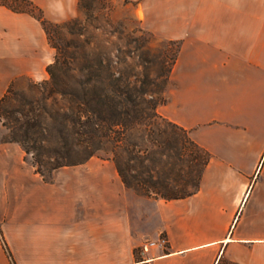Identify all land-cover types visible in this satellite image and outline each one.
Here are the masks:
<instances>
[{
	"label": "crops",
	"instance_id": "0c3cea01",
	"mask_svg": "<svg viewBox=\"0 0 264 264\" xmlns=\"http://www.w3.org/2000/svg\"><path fill=\"white\" fill-rule=\"evenodd\" d=\"M33 1L51 22L79 13V0ZM166 36L181 45L158 110L211 152L200 188L142 195L97 155L46 180L19 142H1L0 224L17 264H264V0H207ZM55 56L39 19L0 4V100L20 77L48 78ZM161 236L166 247L144 250ZM0 264H12L1 239Z\"/></svg>",
	"mask_w": 264,
	"mask_h": 264
},
{
	"label": "trees",
	"instance_id": "16d2710c",
	"mask_svg": "<svg viewBox=\"0 0 264 264\" xmlns=\"http://www.w3.org/2000/svg\"><path fill=\"white\" fill-rule=\"evenodd\" d=\"M96 1L79 0V8L92 14ZM0 4L39 19L57 49L54 61L47 66L49 77L36 81L42 98L30 100L29 108L19 109L24 119L11 126L12 138L3 142L22 144L46 180L52 179L56 168L84 163L98 155L113 160L124 183L142 195L170 200L198 191L212 154L190 136L187 128L158 110L168 101L164 92L180 41L176 51L167 48L150 56L148 39L135 37L136 47L143 48L140 55L149 64L141 73L132 67L118 68L88 41L77 68L73 66L77 54L63 58L64 49L52 40L51 27L73 29L79 17L53 23L33 0H0ZM14 83L0 104L7 101ZM58 96L65 103H59ZM50 97L55 106L46 104ZM101 151L106 155L99 154ZM0 239L11 263L17 264L1 224ZM222 263L228 264L225 260Z\"/></svg>",
	"mask_w": 264,
	"mask_h": 264
},
{
	"label": "rangeland",
	"instance_id": "374dc122",
	"mask_svg": "<svg viewBox=\"0 0 264 264\" xmlns=\"http://www.w3.org/2000/svg\"><path fill=\"white\" fill-rule=\"evenodd\" d=\"M94 4L92 14L79 8L75 17H79L80 22L74 23L73 29L51 27L52 40L64 49L63 58H70L69 55L75 52L78 59L77 63L73 61V66L79 68L85 44L87 46L91 41V46L105 60L112 59L115 66L122 70L132 67L134 72L141 73L149 64L140 55L143 48L136 47L134 38L144 36L148 39L152 52L150 56L158 55L167 48L176 51L177 39L166 35H176L183 22L192 20L196 8L207 7V0H98ZM131 78L136 80L134 75ZM42 96L33 79L20 77L15 81L7 101L0 104V142L12 138L11 126L23 121L19 109L23 106L29 108L30 100ZM54 101L50 97L46 104L48 107L55 106ZM58 101L65 103L60 96ZM99 154L106 155L103 151ZM26 159L33 163V155L27 151Z\"/></svg>",
	"mask_w": 264,
	"mask_h": 264
},
{
	"label": "built area",
	"instance_id": "2783aa9c",
	"mask_svg": "<svg viewBox=\"0 0 264 264\" xmlns=\"http://www.w3.org/2000/svg\"><path fill=\"white\" fill-rule=\"evenodd\" d=\"M168 244V239L166 236H161L157 240H147L146 243L144 244V250L148 249V247L155 246V245H160L163 247H166ZM147 264H152V261L149 260Z\"/></svg>",
	"mask_w": 264,
	"mask_h": 264
}]
</instances>
